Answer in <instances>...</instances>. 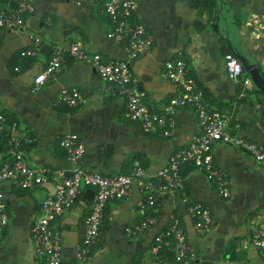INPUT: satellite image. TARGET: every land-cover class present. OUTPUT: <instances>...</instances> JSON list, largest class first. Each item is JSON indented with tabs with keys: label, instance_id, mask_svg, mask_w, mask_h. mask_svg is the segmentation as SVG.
Listing matches in <instances>:
<instances>
[{
	"label": "crops",
	"instance_id": "0c3cea01",
	"mask_svg": "<svg viewBox=\"0 0 264 264\" xmlns=\"http://www.w3.org/2000/svg\"><path fill=\"white\" fill-rule=\"evenodd\" d=\"M20 1L0 0V10L11 11ZM28 1L32 12L22 14L23 27L0 33V103L8 118L17 122L16 133L27 131L34 139L24 146L26 161L47 168L50 175L27 190L1 183L8 220L0 227V264H44L32 250L30 227L41 199L51 189V174H69L70 164L58 145L62 135L72 133L82 142L80 164L84 168L111 175L127 171L137 159L152 178L169 155L199 131L192 110L180 107L171 114L167 136L157 131L142 132L138 122L124 117V97L103 90L91 66L78 59H66L53 78L33 90L34 78L44 68L50 52L45 55L38 50L35 57L20 56L23 49L42 44L51 49L54 44L77 42L87 53L116 60L124 59L125 51L120 43L106 37L109 23L100 9V0L78 5L69 0ZM134 2L132 18L143 24L150 45L147 53L129 61V71L146 103L158 111L174 94L175 86L163 75V63L181 57L204 99L229 115L230 129L264 145V94L252 86L232 82L222 63L226 53L241 55L257 65L264 76V0ZM63 87H76L83 94V103L79 107L56 103L55 97ZM212 163L229 179L227 198L218 195L193 163L181 167L183 192L188 200L210 211L208 231L203 235L194 232L177 192L159 199L156 228L170 216L178 218L191 247L188 264H264V249L247 243L254 228L250 215L264 205V170L246 153L223 143L213 146ZM85 189L93 191L82 188L53 222L59 236L60 264H150L155 229L138 237L125 233L142 214L143 193L135 183H131L127 195L107 203L99 242L91 257L86 261L75 259L82 220L91 203V196L83 195ZM259 226L264 228V221ZM169 257L163 264H175Z\"/></svg>",
	"mask_w": 264,
	"mask_h": 264
},
{
	"label": "built area",
	"instance_id": "2783aa9c",
	"mask_svg": "<svg viewBox=\"0 0 264 264\" xmlns=\"http://www.w3.org/2000/svg\"><path fill=\"white\" fill-rule=\"evenodd\" d=\"M78 5L92 0H69ZM134 0H100L99 6L106 16L109 29L106 37L124 47L125 58L121 60L105 59L97 53H87L77 42L68 45L51 46L49 58L42 71L34 78L33 90L41 86L48 78H53L68 58L88 63L103 90L125 99L123 115L129 121L138 122L142 132L157 131L160 136L169 134L171 114L176 108L189 107L196 119L198 134L184 146L173 151L166 163L158 169L154 177L145 174L141 162L134 159L125 172L103 175L80 164L83 154L82 142L72 133L62 135L58 145L70 164L69 174L55 171L51 174V189L39 203V212L30 227V243L34 255L44 264H60L59 236L53 222L68 205L81 194L84 187L93 189L90 206L82 220V238L74 249L78 261L88 260L99 242V229L103 211L111 200L121 199L130 191L131 183L142 191V214L125 230L127 236L138 237L158 222L159 199L167 194L178 193L180 201L191 220L197 235H203L210 227L211 217L207 207L199 202L188 200L183 192L184 176L181 167L193 163L196 170L203 172L205 178L214 185L222 198L229 196V179L224 172L216 169L212 163V149L216 143H223L249 155L264 170V145L248 141L230 129V117L227 113L213 108L203 97L193 78L187 74V68L181 57L168 59L163 63V75L175 86V92L158 111L152 109L144 100L143 93L137 88L135 78L130 74L129 61L147 53L150 38L143 24L132 18ZM32 12L28 0L20 1L11 11L0 10V33L6 29L17 30L23 27V13ZM38 41V37H33ZM38 48H26L20 56L35 57ZM223 69L234 83L252 86L244 76L240 61L233 53L223 57ZM253 87V86H252ZM56 103L68 107H79L83 94L76 87L61 88ZM17 132V122L9 119L0 103V141H3L0 159V185L7 182L19 190H27L47 179L49 170L41 166L30 165L24 156V146L33 142L27 132ZM8 215L0 191V227L7 223ZM254 225L248 244L264 249V205L250 215ZM164 248L171 250L175 264H188L192 259L191 247L186 242L185 233L176 216L158 228L152 237L150 264H163L160 253Z\"/></svg>",
	"mask_w": 264,
	"mask_h": 264
},
{
	"label": "water",
	"instance_id": "95a60500",
	"mask_svg": "<svg viewBox=\"0 0 264 264\" xmlns=\"http://www.w3.org/2000/svg\"><path fill=\"white\" fill-rule=\"evenodd\" d=\"M10 3L11 2L9 1V5H10ZM38 50L42 54L47 55L50 52V45L42 44V45L39 46ZM236 57L240 61L242 69L245 72V74L248 76L253 88L264 92V76L259 71L258 66L249 63L241 55H236ZM92 193H93V191L91 189H85L83 191V195L84 196L89 194L92 197ZM216 242L217 241H215V244H216Z\"/></svg>",
	"mask_w": 264,
	"mask_h": 264
},
{
	"label": "trees",
	"instance_id": "16d2710c",
	"mask_svg": "<svg viewBox=\"0 0 264 264\" xmlns=\"http://www.w3.org/2000/svg\"><path fill=\"white\" fill-rule=\"evenodd\" d=\"M256 91H258V92H260V93H262V94H264V92L263 91H259V90H257V89H255ZM3 149V141H0V150H2ZM152 229H155V231H154V234L157 232V228H156V226L154 225L153 227H151ZM172 251L171 250H169L168 248H164L162 251H161V253H160V257L161 258H163V259H165L166 257H169V258H171V259H173L172 258Z\"/></svg>",
	"mask_w": 264,
	"mask_h": 264
}]
</instances>
